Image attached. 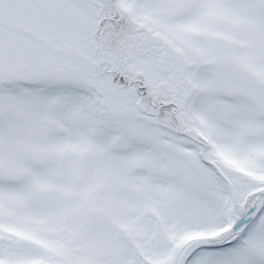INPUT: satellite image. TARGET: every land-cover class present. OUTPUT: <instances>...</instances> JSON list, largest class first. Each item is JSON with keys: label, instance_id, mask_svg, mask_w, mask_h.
<instances>
[{"label": "snow or ice", "instance_id": "1", "mask_svg": "<svg viewBox=\"0 0 264 264\" xmlns=\"http://www.w3.org/2000/svg\"><path fill=\"white\" fill-rule=\"evenodd\" d=\"M0 264H264V0H0Z\"/></svg>", "mask_w": 264, "mask_h": 264}]
</instances>
